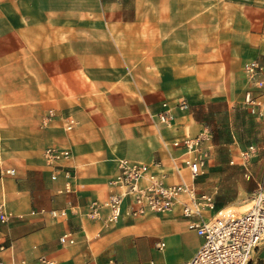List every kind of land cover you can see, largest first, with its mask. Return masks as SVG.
<instances>
[{"label": "crops", "instance_id": "0c3cea01", "mask_svg": "<svg viewBox=\"0 0 264 264\" xmlns=\"http://www.w3.org/2000/svg\"><path fill=\"white\" fill-rule=\"evenodd\" d=\"M252 59L264 68V0H0V205L9 213L0 221V264L188 260L202 238L180 202L134 216L124 198L110 225L106 211L90 219L87 204L106 197L120 158L210 194L214 208L203 219L247 204L264 184V136L248 143L258 152L247 177L237 124L239 112L252 114L244 95L256 89L243 71ZM49 110L55 116L46 121ZM165 111L168 122L159 117ZM65 116L75 119L69 131ZM201 133L204 165L192 176L183 161L195 152L182 141ZM231 145L220 159L221 146ZM49 146L72 153L62 161L71 192L61 172L50 177ZM65 232L74 243H60ZM249 264H264V240Z\"/></svg>", "mask_w": 264, "mask_h": 264}, {"label": "built area", "instance_id": "2783aa9c", "mask_svg": "<svg viewBox=\"0 0 264 264\" xmlns=\"http://www.w3.org/2000/svg\"><path fill=\"white\" fill-rule=\"evenodd\" d=\"M243 71L256 89V92L248 89L244 101L250 107L252 114L264 119V68L258 60L252 59L243 64ZM179 106L186 109L188 103L181 100ZM54 116L55 112L49 110L44 119L48 121ZM159 117L162 121L168 122L172 115L165 111L161 112ZM74 125L75 119L72 116L64 117L65 130L73 129ZM206 138V134L201 133L195 138H186L182 141L187 150L195 152V155L183 161L192 176L200 173L204 165V157L199 152ZM174 144L178 145L179 142L175 141ZM257 152L258 146L255 144H249L241 151L247 177L250 176L249 161ZM43 156L46 165L51 168V179H57L61 172L65 179L63 190L71 192L72 172L68 166L62 165L63 160L72 157L71 151L67 148L49 146L45 148ZM8 172H13V169H9ZM109 183L110 191L106 197L102 200H91L86 210V215L90 219H98L103 211H106L107 225L115 223L121 216L124 198L129 199L127 212L134 216L166 213L171 211L176 203H181V211L187 219V227L202 238L193 255L182 264H249L256 249L264 240V184L262 183L252 192L250 204L244 211L240 213L220 211L206 219L202 218L203 212L214 208L210 194L204 192L197 195L194 188L183 180L166 183L163 176L150 170V164L120 158L118 172ZM39 213H48L57 217L65 216L67 211L64 208L50 210L41 208ZM195 216L200 219H193ZM8 218L9 213L3 205H0V221H6ZM59 241L62 244H72L75 239L71 233L65 232L59 236ZM158 246L161 248L163 243ZM1 249H3L2 245H0Z\"/></svg>", "mask_w": 264, "mask_h": 264}, {"label": "rangeland", "instance_id": "374dc122", "mask_svg": "<svg viewBox=\"0 0 264 264\" xmlns=\"http://www.w3.org/2000/svg\"><path fill=\"white\" fill-rule=\"evenodd\" d=\"M251 115H246L242 111L237 114V120H238L237 124L241 126V138H242L241 142L244 145L248 144L251 141H257L259 137L264 136V122L262 120L261 121L253 120ZM221 118L223 120V117ZM222 133L223 132H220V134ZM247 146L244 147V149H246ZM234 149H236V147L234 146L232 147V145L230 147L227 146L225 149H222V146H221V149H219V152L217 154L219 155L220 159H227L228 156L232 152H234L233 151ZM244 149H242L241 151H243ZM249 204H250V201L240 208L231 207V208L222 210L221 212L240 213L244 211L249 206Z\"/></svg>", "mask_w": 264, "mask_h": 264}]
</instances>
